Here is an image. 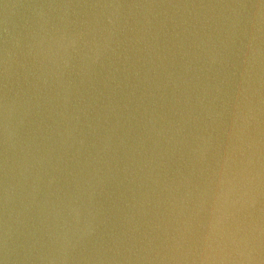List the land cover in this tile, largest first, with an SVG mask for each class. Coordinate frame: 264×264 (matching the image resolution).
Wrapping results in <instances>:
<instances>
[{
  "label": "water",
  "instance_id": "1",
  "mask_svg": "<svg viewBox=\"0 0 264 264\" xmlns=\"http://www.w3.org/2000/svg\"><path fill=\"white\" fill-rule=\"evenodd\" d=\"M262 139L264 0H0V264H264L162 244Z\"/></svg>",
  "mask_w": 264,
  "mask_h": 264
},
{
  "label": "clouds",
  "instance_id": "2",
  "mask_svg": "<svg viewBox=\"0 0 264 264\" xmlns=\"http://www.w3.org/2000/svg\"><path fill=\"white\" fill-rule=\"evenodd\" d=\"M253 112L254 109L249 107L248 114L242 115L241 120L249 122ZM201 139L207 143L205 138ZM242 156L236 167L226 163L215 187L210 180L198 195L199 201H211L213 205L208 230H197L191 236H165L163 247L175 253V259L214 260L217 252L238 251L264 241V215L253 218L245 227H233L227 223L230 217L242 211L259 209L264 214V139L249 141L242 149ZM217 212L220 213L218 217L215 215Z\"/></svg>",
  "mask_w": 264,
  "mask_h": 264
}]
</instances>
